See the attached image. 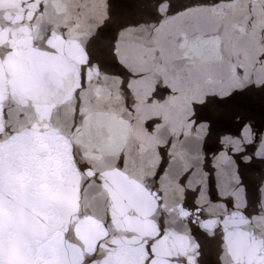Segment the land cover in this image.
Wrapping results in <instances>:
<instances>
[{"label":"water","instance_id":"1","mask_svg":"<svg viewBox=\"0 0 264 264\" xmlns=\"http://www.w3.org/2000/svg\"><path fill=\"white\" fill-rule=\"evenodd\" d=\"M0 264H264V0H0Z\"/></svg>","mask_w":264,"mask_h":264}]
</instances>
